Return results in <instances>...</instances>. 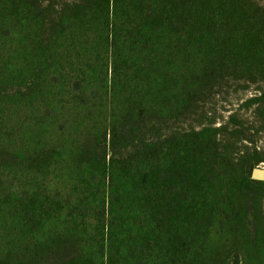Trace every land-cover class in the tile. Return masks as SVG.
Masks as SVG:
<instances>
[{
  "label": "trees",
  "instance_id": "obj_1",
  "mask_svg": "<svg viewBox=\"0 0 264 264\" xmlns=\"http://www.w3.org/2000/svg\"><path fill=\"white\" fill-rule=\"evenodd\" d=\"M16 13L24 18H5ZM7 20L38 31L48 51L94 30L107 58L98 74L79 68L104 84L71 90L104 103L102 127L85 132L79 113L71 148L0 144V172L47 176L66 163L76 194L68 206L41 183L31 195L0 194V230L11 239L0 264H264V182L252 178L264 152L241 150L252 143L243 120L216 126L208 108L231 85H258L245 105L264 109L263 4L0 0V28ZM43 65L22 84L0 82V97L42 93Z\"/></svg>",
  "mask_w": 264,
  "mask_h": 264
},
{
  "label": "rangeland",
  "instance_id": "obj_2",
  "mask_svg": "<svg viewBox=\"0 0 264 264\" xmlns=\"http://www.w3.org/2000/svg\"><path fill=\"white\" fill-rule=\"evenodd\" d=\"M264 5V0H255ZM24 18L20 13L14 17ZM6 28H0V82L16 85L26 82L29 76L44 63L47 73L44 75V89L39 95L23 97L10 95L0 97V144L13 149H27L32 146L46 145L59 147V149L71 148L75 138L72 120L84 113L86 118L85 132H94L95 126L104 125L103 104L99 99H80L77 93L73 94L77 81L91 79L90 83L98 89L104 84L103 78L92 77L90 74L79 76L81 63L89 70L98 74V69L106 66L107 55L102 48L98 34L94 30L88 36H76L65 39L61 37L52 42L50 51L42 48L38 31L20 28L19 23L6 21ZM72 43H75L73 46ZM92 55V58L90 57ZM91 58V59H90ZM97 59L95 63L87 60ZM85 68V69H86ZM102 81V82H101ZM76 82V83H75ZM259 86L254 85L247 90L231 85L218 97L213 99L208 108L214 110L219 126L230 115H236L243 120L247 135L251 142L241 141L238 147L241 150L257 147L264 152V109L258 110L257 106L247 107L245 103L259 94ZM99 96V95H98ZM73 99V102H72ZM89 102L86 105L84 102ZM72 102V103H71ZM81 104V109H75L74 105ZM51 114L46 117L48 105ZM69 104V105H68ZM96 104L90 109V105ZM89 108V109H88ZM82 117V116H81ZM78 144V143H77ZM75 146V145H74ZM239 150V149H238ZM66 163H57L55 168L47 176L32 175L20 170L0 172V194L31 195L38 192L41 183L49 189L52 196L68 206V202L75 200L76 194L72 191L74 181L68 171ZM260 167L264 168V164ZM44 182V183H43ZM13 198V197H12ZM69 209H65L67 213ZM4 212V211H2ZM264 216V200L262 204ZM8 221L6 213H0V228ZM0 243H9L11 239L0 230Z\"/></svg>",
  "mask_w": 264,
  "mask_h": 264
},
{
  "label": "water",
  "instance_id": "obj_3",
  "mask_svg": "<svg viewBox=\"0 0 264 264\" xmlns=\"http://www.w3.org/2000/svg\"><path fill=\"white\" fill-rule=\"evenodd\" d=\"M252 178L254 180L264 182V168L259 166L256 169H254L252 173Z\"/></svg>",
  "mask_w": 264,
  "mask_h": 264
}]
</instances>
